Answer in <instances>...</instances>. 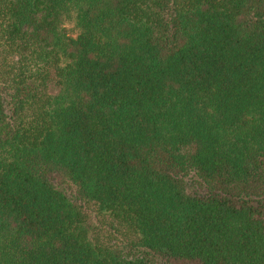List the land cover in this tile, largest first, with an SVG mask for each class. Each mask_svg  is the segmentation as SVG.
I'll list each match as a JSON object with an SVG mask.
<instances>
[{
    "label": "trees",
    "instance_id": "obj_1",
    "mask_svg": "<svg viewBox=\"0 0 264 264\" xmlns=\"http://www.w3.org/2000/svg\"><path fill=\"white\" fill-rule=\"evenodd\" d=\"M0 264H264V0H0Z\"/></svg>",
    "mask_w": 264,
    "mask_h": 264
}]
</instances>
